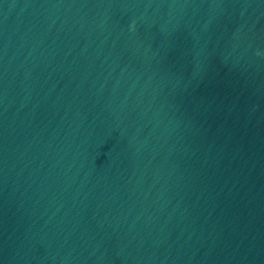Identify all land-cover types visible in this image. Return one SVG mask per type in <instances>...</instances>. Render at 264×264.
Segmentation results:
<instances>
[{
  "label": "water",
  "instance_id": "obj_1",
  "mask_svg": "<svg viewBox=\"0 0 264 264\" xmlns=\"http://www.w3.org/2000/svg\"><path fill=\"white\" fill-rule=\"evenodd\" d=\"M0 264H264V0H0Z\"/></svg>",
  "mask_w": 264,
  "mask_h": 264
}]
</instances>
